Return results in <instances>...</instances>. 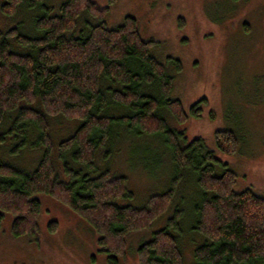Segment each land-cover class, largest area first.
<instances>
[{
    "label": "trees",
    "instance_id": "1",
    "mask_svg": "<svg viewBox=\"0 0 264 264\" xmlns=\"http://www.w3.org/2000/svg\"><path fill=\"white\" fill-rule=\"evenodd\" d=\"M45 1L0 0L4 16L33 14L32 35L19 27L0 32V127L6 123L0 148L12 141L9 155L38 153L30 171L0 160V233L10 214L14 238L34 237L41 212L35 196L43 194L84 220L98 235L99 252L118 264L128 237L149 230L173 207L178 184L191 176L196 199L190 209L174 207L166 225L138 246V264H264V197L251 189L236 192L229 165L165 119L185 124L200 118L205 98L187 113L171 98L174 76L151 54L134 18L110 28L102 21L106 9L92 0H63L54 15ZM84 16L100 22L78 27ZM167 63L181 71L178 60ZM59 118L79 125L58 142L54 156L51 121ZM128 136L158 143L173 176L140 207L129 204L134 196L127 178L97 164L99 150L107 163L108 149ZM215 140L222 153L238 151L233 132L218 131ZM57 227L51 222L49 232ZM185 240L193 246L189 262Z\"/></svg>",
    "mask_w": 264,
    "mask_h": 264
},
{
    "label": "rangeland",
    "instance_id": "2",
    "mask_svg": "<svg viewBox=\"0 0 264 264\" xmlns=\"http://www.w3.org/2000/svg\"><path fill=\"white\" fill-rule=\"evenodd\" d=\"M62 1H45L52 8V15L59 13ZM92 1L96 8L106 9L102 21L107 27L120 25L126 17L136 20L140 36L151 42V54L174 76L171 98L179 100L186 113L205 98L200 118L179 124L164 114L168 125L184 131L188 142L202 139L208 149L227 163L236 174V192L251 189L264 197V0ZM31 15L20 12L8 17L0 12V32L19 27L32 35ZM99 20L84 16L78 27L85 21L96 24ZM169 58L181 63V71L167 63ZM51 124L56 156L58 142L71 135L79 123L59 118ZM5 126L3 123L0 133ZM218 131L233 132L240 139L236 153L217 149ZM152 140L128 136L123 144L114 143L108 149L111 155L107 163L102 160L104 149L97 154L99 168L108 167L114 174L127 178V188L134 196L129 204L133 206L140 207L150 196L165 191L173 178L168 154ZM13 144L9 141L1 146L0 160L30 171L38 153L29 150L17 156L9 155ZM191 179L185 176L181 180L176 204L149 230L128 237L125 258H118V264H138V246L166 225L174 207L190 209L196 199V191L189 185ZM35 197L41 212L34 237L14 238L10 231L12 216L4 214L0 264H109L107 255L99 252L98 235L84 220L49 196ZM51 222L58 226L54 233L49 232ZM192 247L184 241L187 262Z\"/></svg>",
    "mask_w": 264,
    "mask_h": 264
}]
</instances>
